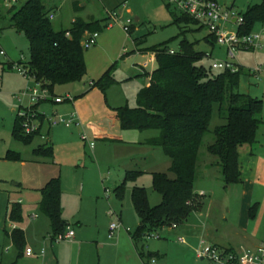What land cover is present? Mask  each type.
Listing matches in <instances>:
<instances>
[{
  "label": "rangeland",
  "instance_id": "obj_1",
  "mask_svg": "<svg viewBox=\"0 0 264 264\" xmlns=\"http://www.w3.org/2000/svg\"><path fill=\"white\" fill-rule=\"evenodd\" d=\"M216 1L223 8L232 7L236 18H239L247 11L249 6L260 5L263 0ZM78 5L79 8L76 9ZM167 7V0H47V10L53 13L55 17L52 20V25L56 32L71 29L75 19H82L86 22L93 20L100 22L103 27L102 32H99L98 41L103 40L105 42L103 50L98 51L96 46H94L85 51L88 74L84 82L57 86V93L62 95L63 98L70 97L73 100L88 97L85 100L86 103L88 101L98 102L99 100V102L106 101V103L108 102L112 105L118 102L121 103V106H128L130 109H134L137 107V93L149 82V75L146 73L153 72L158 68V65L156 59L149 55L150 60L145 62L148 65L146 73L141 71L142 74L136 76L132 70H128L129 67L130 69L138 67L137 65H140L143 61L140 59V55H146L155 47L167 44L171 51L178 52L181 41L187 40L196 44L195 48L197 51L207 54L212 53L211 58L205 57L202 62L208 69L215 61H232L241 66L243 74L237 92L263 100V110L260 118L264 117V23L257 24L253 31V33L261 35L263 47L250 51L238 50L232 60L227 56L225 48H219L216 45L217 47L213 50L210 45L204 44V37L208 35L206 28L199 25H191L186 28L183 24H175L173 15L180 16L181 14L178 10L172 7L168 9ZM11 8V5H7L4 0H0V44L6 53V56L0 55V138L5 140L10 139L9 128L17 118V111L31 108V101L28 98H22L20 95L34 84L32 80L25 79L20 73L9 67V64L21 63L22 59L26 63L30 61L29 40L24 34L10 27L11 15L9 10ZM113 14L118 19V23L110 19ZM128 19L133 20L129 35L122 28ZM136 19H139V22ZM109 24H112L113 28H108ZM233 28L235 30L237 27ZM137 39L139 41L143 40V43L136 44L135 40ZM110 68L116 84L109 88L105 94L100 89L95 93L91 91L86 93L90 87L88 88L85 84L90 82V77L98 81ZM212 72L218 73L222 71L213 70ZM70 105V103L66 102L60 107L59 112L62 116L68 115L64 113L70 112ZM80 109L78 107L79 111ZM225 124L224 116H221L219 107L215 106L210 130L206 134L200 149V154L206 160L210 158L216 159L207 152V147L214 142V130ZM45 128L46 124H44L43 132ZM53 131L59 132L57 137L64 142L63 146L57 150L52 145L55 152L54 162H30L25 157L28 152H31L33 148H37L39 144L49 143L40 136L36 137L30 145L31 147L15 144L16 150L20 151L22 158L27 160V162L25 168H22L21 164L15 166L16 179H13L14 181H12L11 185H21L24 190L14 188V191L18 195H20V191L21 193H26L31 200L36 191L25 190V188L34 184L35 175L40 173L50 175L52 171H57L58 173L61 169L60 164L79 168L81 173L85 169L94 167L93 164L102 165L104 168L103 172H100V174L98 172V174L89 177L91 179L98 176L94 182L88 181L87 185L82 186L78 194L74 193L73 183L67 186L66 195L69 197V201H65L67 207L66 219L73 225L74 229H78L77 223L79 221L86 225L87 237H91L92 240L89 250L95 258L96 264H136V259L139 261L140 259L131 242L130 235L123 229V231L116 232L113 237H110V225L114 220L111 221L107 218V213L110 211L121 213L124 228L126 230L130 229L132 234H134L139 227V218L134 209L132 190L135 186L145 188L150 206H158L162 202V196L153 186L152 173H168L169 164L171 165L169 158L164 155L162 148L137 143L123 146L116 144V146H107L105 149L102 147L106 146H101L102 142L94 141L95 149L91 150V143H88V148L78 128L72 127L69 130H65L64 127H58L54 128ZM137 134L155 137L158 132L144 131L137 132ZM110 147L118 148L109 150L108 148ZM98 149H105L104 154L101 156L102 160L95 157ZM135 149L145 152L157 149L159 154L155 155V158H159L160 162L158 166L153 165L150 167L152 171L146 170L144 174L142 173L135 182H128L124 198L120 201L113 191L116 186L122 184L120 180L121 178L123 180L125 168L130 171H139L143 168H148L149 170L151 161L135 159L131 168L127 167V164L122 161L126 157L124 153L130 155ZM168 175L170 178L174 177L170 173ZM218 176L221 180H218ZM55 178H60V176L58 175ZM197 187L199 190H203L206 195L203 198L205 204L202 208L204 218L196 222V216H192V219L179 226L175 231L166 228L155 232L154 234L161 239L147 238L139 243V250L145 245L149 247V251L152 253L160 252L162 255L160 258L161 264H211L208 260L198 259L197 250L210 244H219L222 250L233 249L222 247L220 243H217V238L234 237V228L231 225L233 214L228 215V206L224 207V202H232L228 200L232 195V186L227 187L221 173L219 174L217 169H215L211 170L208 175L200 174L196 178L195 188L197 189ZM106 191H109V193ZM22 211H24V206H22ZM30 216L27 215L29 220H31ZM25 219L23 213V221ZM200 222L201 224H199ZM20 224L22 226L23 222ZM204 226H206V229H204ZM202 228L204 233L207 231V235L203 233ZM120 235L123 236L118 242ZM210 236L216 238L217 241L212 240ZM179 237H184L186 243H180L178 241ZM102 241L105 244L103 250L98 247V244ZM202 242L205 244L202 245Z\"/></svg>",
  "mask_w": 264,
  "mask_h": 264
},
{
  "label": "trees",
  "instance_id": "obj_2",
  "mask_svg": "<svg viewBox=\"0 0 264 264\" xmlns=\"http://www.w3.org/2000/svg\"><path fill=\"white\" fill-rule=\"evenodd\" d=\"M9 13L10 27L29 40V66L36 81L45 83L53 95L57 86L84 82L87 49L83 48L81 41L86 32H102L100 22L77 19L71 29L56 32L49 19L47 0H27L12 7ZM173 16L175 24H183L186 28L199 25L184 14ZM239 23V36L252 34L257 24L264 23V0L260 5L248 7ZM67 33L71 38L66 37ZM135 43L142 44L143 40L137 39ZM150 53L156 54L158 68L149 75V86L138 93L136 108L122 106L115 109L116 119L124 131H157V136L143 144L162 148L171 161L169 173L174 177L170 178L166 173L153 174V186L162 196V202L155 207L150 206L145 188H133L132 201L140 220L139 227L132 235L137 249L148 233L173 225L182 226L202 210L204 196L196 192L195 183L202 156L200 149L210 130L215 106L219 107L226 124L214 130V142L207 147V152L216 158L227 187L241 182L238 149L246 144H255L262 125L260 115L263 110L261 100L237 92L242 69L237 73L212 72V67L208 69L202 64L207 55L196 51L193 43L181 41L179 51L174 54L170 53L167 44L151 49ZM9 67L12 65L9 64ZM111 71L110 68L95 81L92 88H98L105 94L114 86L116 81ZM37 136H25L19 120H16L13 129L16 141L29 146ZM33 156L51 160L54 157L53 147L49 143L41 145L33 151ZM6 159L20 161L21 157L9 152ZM141 174L140 171L126 173L122 184L113 191L120 201L124 198L126 184L135 182ZM40 192V209L50 219L52 236L65 233L68 225L62 218L61 180L51 179ZM255 209L256 206L251 208L252 215ZM8 220L15 224L22 223L21 204L12 206ZM11 239L15 248L22 253L26 246L24 231L15 229ZM139 252L144 261L152 256L159 259L162 256L158 252L145 253L144 245Z\"/></svg>",
  "mask_w": 264,
  "mask_h": 264
},
{
  "label": "crops",
  "instance_id": "obj_3",
  "mask_svg": "<svg viewBox=\"0 0 264 264\" xmlns=\"http://www.w3.org/2000/svg\"><path fill=\"white\" fill-rule=\"evenodd\" d=\"M77 8H79V5L76 6V9ZM50 14H53V13H50ZM136 21L139 22V19H136ZM233 27H237L236 18L232 20V23L230 25L231 30L234 29ZM237 28L235 30H237ZM193 44L195 48L196 44L195 43ZM204 44L210 45L213 48V50L217 46L219 48L221 47L216 44V42L214 41V38L209 34V32H208V35L204 37ZM104 45H105V42L103 40H101L100 42L97 41L96 49L98 51L103 50ZM198 52H201V51H198ZM202 53H205V52H202ZM149 55H151L150 52L147 53L146 55L145 54L140 55L141 56L140 59L143 60L142 63L140 65H137L138 67L136 68L134 67L135 69H130L129 67L128 70L129 71L132 70L136 76H139L140 74H142V72L146 73L147 70L144 69L143 65L145 64L146 61L150 60V58L148 57ZM207 55H210V57L207 56L208 58L212 57V53L207 54ZM151 73L147 72L146 74L150 75ZM87 74H88V69H87ZM95 81H96L95 78L90 77V82L88 83L86 82L85 86L87 85L88 88L90 87L89 90L87 91L84 90L86 91V93H88V91L95 93L96 91L99 90L98 88H92V84ZM149 82H150V78H149ZM149 82L146 84L145 87L149 86ZM54 96L62 97V95L57 93V87L54 89ZM86 98L84 97L80 100L75 99L73 102H68L71 104L70 105L71 110L70 112L68 113L66 112L64 114H68L66 116H69L73 113L76 114L80 122V125L73 126V127L78 128L81 135L86 134L89 139L88 141L90 143H94V141L102 142L101 146H106L102 148L106 149L107 146H114V145L116 146V144L123 146L126 144L137 143V144L142 145L146 140L152 137L149 135L145 136L143 134L138 135L137 132L139 131H134V130L124 131L121 129L120 123L116 119V112H115V109L122 107L121 103L117 102L116 104L111 105L108 102L106 103V101L99 102V100L98 102L88 101L86 103L85 101ZM255 99H258V98H255ZM261 101L263 102V100ZM63 104L64 103L57 105L51 101L49 103L39 105L37 107V111L41 115L45 116V118H49L53 116L54 114L61 115L59 112V109ZM78 107L81 108L80 111L78 110ZM17 119L18 118L15 119V121L9 128L10 139L5 140V139L0 138V264H96L95 258L93 257V255L91 254V251L89 250L90 246L92 245V240H91V237H87L86 225L80 223L79 221L77 223L78 229L73 228V225H71L70 222H68L66 219L67 207H66L65 201H69V197L66 195L67 193L66 188L70 183H73V187L75 188L74 193L78 194L79 189L82 188V186L84 187V185H87L88 181L94 182L97 179L98 176L93 177L91 179L89 177H92L98 174V172L99 174L100 172H103L104 170L103 166L99 165L98 163L97 165L93 164L94 167H91L90 169H85L81 173L79 168L60 164L61 169L58 173L57 171H54V172L52 171L50 175L46 173H43V174L40 173L39 175H35L34 184L26 186L27 188H25V190L36 191V194L33 195L34 197H32L31 200L26 193H21V191L19 192L20 195H18L17 192L14 191L15 190L14 188H21V190H24V187L21 185H17V184H14V186L11 185L12 181L16 179L15 166H17L18 164H21V167L25 168L27 160L30 162H34V161L54 162L55 152H54L53 159L42 160V159H38L33 156V151L36 149V148H33L31 152H28V154L25 156L27 160H24L22 158L21 153H19L20 151L18 152V150H16V145H15V144H22V143L16 141L13 137V129H14ZM261 121H262V125L258 129L255 144L254 145L246 144V145L239 147L238 149L239 164H240V170H241V182L239 184L232 185V188H233L232 195H231V198H228V200H231L232 202H229V201L224 202V207L228 206L227 214L228 215L231 213L233 214L232 215L233 220H231L232 221L231 225H232V228H234V232H233L234 237L233 238H225V237L221 238L220 237V238H217L218 240L217 241L216 238H212L210 236L212 240H216L217 243H220V245H222V247L233 248V249L234 247L235 249L245 247L248 249H254L264 244V117L261 118ZM58 127H64L65 130H69L72 128V127L66 128L65 126H62V125L56 126V127H49L46 124L45 131L43 132V128H42V131L39 134V136L42 137V139H43V136H46V138L43 140L44 141L46 140L47 142H49L51 146L53 145L55 147V150L61 148L64 144L63 140H60L57 137V134L59 135V132L56 133V131H53L54 128H58ZM88 143L86 142L87 147L89 145ZM45 144H46L45 142L42 143V145H45ZM39 146L41 145L39 144L37 148ZM26 147H31V146L29 145ZM90 148L91 150H94L95 144L93 147L90 146ZM113 148L110 147L108 149L112 150ZM115 148H118V147H115ZM105 149H98V152L95 155L96 159L99 158V160H102L101 156L104 154ZM9 152H14V153L19 154L21 157V160L20 161L7 160L6 157ZM124 154L126 155V157L122 159V161H124L125 164H127V167H130V168L132 167L133 160L135 159L151 161L149 170L148 168L147 169L143 168L139 170L143 174L146 172V170L149 172L152 171L150 167H152L153 165L158 166L160 162V160H158L159 158H155V155L159 154V151L157 149H152L151 152H145L140 149H135L134 152L130 155L126 153ZM109 167L111 168V166ZM170 167L171 165L169 164L168 173H169ZM215 169H217L218 173L220 174V169L217 166L215 159L210 158L206 160L204 156H201L197 178L200 174L208 175L211 170H215ZM128 171L130 170L125 168L123 180L122 178L120 180L121 183L124 181L125 175ZM155 173H158V172H153L152 174H155ZM58 175L61 178L59 179L62 180V218L67 223L68 227L71 226V229L75 232V237L71 241H63V242L56 243L53 240L50 219L48 218V216L42 213L40 209V203L42 200V195L40 191L45 187V185L51 179H55V177H57ZM218 180H221V179L219 178ZM118 186H116L115 188H117ZM135 187H139V186H135ZM83 191H84V188H83ZM196 192L199 195L204 196L203 198L206 197L203 190H199L198 187L196 189ZM17 203L21 204V206H24L23 213L26 219L22 221L23 222L22 226L21 224L18 225L8 220L9 213L11 211L12 206ZM254 206H256V209L254 211V214L252 215L250 211H251V208ZM113 213L117 215L119 219L118 221L122 225V228L118 230L117 232L123 231L124 229L131 237V242L140 259V261L136 259V264H145V261L140 256L139 250L135 247L134 240L132 239V235H133L132 232L130 231V229L126 230L124 228L123 221H122V214L121 213L119 214L115 211H110L107 213V218H109L111 221L113 220L115 221L116 219L111 216V214ZM27 215H31L30 216L31 220L27 218ZM194 216H196V219H195L196 222L201 221V219L204 218L203 209L195 213L193 217ZM227 220L229 219L227 218ZM199 224H201V222ZM139 225H140V220H139ZM204 227H205L204 229H206V226ZM15 229H22L25 233L26 246L22 253H20L18 249L15 248V246L13 245L12 239H11V233ZM203 233H204V230H203ZM204 234L207 235V231ZM122 236L123 235H120L118 242L122 238ZM103 243L104 242L102 241L98 244L99 245L98 247L101 250H103V248L105 247V244ZM210 245H213V244H210ZM217 245L219 247V244ZM217 245H214V246H217ZM27 249H32L34 255L28 256L26 253Z\"/></svg>",
  "mask_w": 264,
  "mask_h": 264
},
{
  "label": "built area",
  "instance_id": "obj_4",
  "mask_svg": "<svg viewBox=\"0 0 264 264\" xmlns=\"http://www.w3.org/2000/svg\"><path fill=\"white\" fill-rule=\"evenodd\" d=\"M27 0H4L7 5L11 7L21 5ZM168 4L178 10L180 14H184L196 22L203 28H206L209 34L215 39L217 45L224 47L227 50V55L229 59H234L236 52L238 50H255L257 48L263 47V39L260 34L252 33L247 36H239L237 30H231L230 25L232 20L236 18V14L232 8H223L216 0H167ZM49 19L54 20V15L49 14ZM110 19L118 23V19L113 14ZM237 27L239 22H241V17L236 18ZM133 25V20L128 19L126 23L122 26L123 30L129 35L131 27ZM109 28L113 25L109 24ZM238 29V28H237ZM66 37L71 38L70 33L66 34ZM99 38V33L86 32L82 38L81 45L85 49H89L97 45ZM171 54H174L170 50ZM0 55L6 56L3 47L0 44ZM152 57L156 59V54L151 53ZM210 57V55H207ZM147 63L143 65L144 69H147ZM213 70L218 71H230L231 73H237L241 70V67L232 61H215L212 64ZM15 72L20 73L25 79L32 80L33 86H29L26 91L21 93L22 98H28L31 101V108L19 109L17 111V118L20 122L23 134L25 136H33L40 134L44 123L49 127L65 126L66 128H71L73 126H79L80 122L75 113L69 116H62L54 114L49 118L38 113L35 107L53 102L55 104H62L65 102H73L74 100L70 97H56L47 88L46 84L40 81H36L31 74V69L29 62H22L19 64H13L11 67ZM46 136H43L45 139ZM84 142H89L86 134L82 135ZM91 147L94 143H91ZM109 193V191H106ZM116 220L110 225V237L122 228L119 223V219L115 213L111 214ZM179 228L177 225H173L169 228L171 231H175ZM164 228L163 230H165ZM155 232L148 233L144 236V240L152 237L155 240H160L161 238L154 234ZM75 237V232L68 227L66 232L53 237V240L58 242L71 241ZM178 241L182 244L186 243L184 237H179ZM205 244L204 242L201 243ZM144 252L149 253V247L144 245ZM28 256L34 255L32 249H27ZM197 258L203 261L208 260L211 264H264V244L254 248L248 249L241 247L239 249H221L218 246L206 245L202 249L197 250ZM145 264H161L160 259L152 256L146 259Z\"/></svg>",
  "mask_w": 264,
  "mask_h": 264
}]
</instances>
